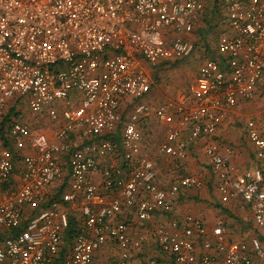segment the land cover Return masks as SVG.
I'll return each instance as SVG.
<instances>
[{
  "label": "built area",
  "instance_id": "obj_1",
  "mask_svg": "<svg viewBox=\"0 0 264 264\" xmlns=\"http://www.w3.org/2000/svg\"><path fill=\"white\" fill-rule=\"evenodd\" d=\"M201 25L221 28L216 55L204 59L180 99L146 101L151 82L140 61L155 67L191 55ZM259 97L264 118V0H0V264H90L109 239L116 264H134L142 238H132L115 215L135 207L149 221L169 213L182 189L203 184L193 175L168 188L157 184L142 121L154 115L175 123L153 155L181 161L188 155L182 126L189 124V139L210 137L231 107ZM246 134L259 161L252 169L234 173L229 147L211 142L204 150L221 201L239 195L264 229V124L247 120ZM102 158H109L105 167ZM77 204L83 224L64 250L66 209ZM150 234L169 260L145 264L264 259L256 234L229 240L222 220L208 230L185 215L153 225Z\"/></svg>",
  "mask_w": 264,
  "mask_h": 264
},
{
  "label": "crops",
  "instance_id": "obj_2",
  "mask_svg": "<svg viewBox=\"0 0 264 264\" xmlns=\"http://www.w3.org/2000/svg\"><path fill=\"white\" fill-rule=\"evenodd\" d=\"M201 33V35H203V32ZM194 38L196 40L195 50H198V54L201 57L206 48L201 47L203 43L199 35L194 36ZM187 58L188 56L181 59H174L173 63L176 61V64L186 63ZM205 58L207 57L204 56L203 59ZM169 63H171V60L162 61L158 65H167ZM140 65L149 75L151 82V89L145 97V100L153 104L166 103L180 99L187 93V88L195 80L199 69L198 67L191 80L184 86L186 89H178L174 91V93H170L167 91V88L162 89L160 84H158V81L162 79L161 76L164 74L157 71L158 65L150 67L145 61H140ZM158 87H160V90H158ZM255 100L256 98L250 101L240 100L237 105L231 107L225 121L219 125L215 133L210 137L201 135L196 139H189V124L182 126L179 139L187 142L188 155L181 161L155 158L153 155L157 146L164 140L168 130L171 126H174L175 123L165 124L154 115H150L142 121L141 130L145 142L144 154L153 159L157 184L162 188H168L172 183L184 175L196 176L202 180L203 184L199 188L190 187L182 189L176 195L172 210L169 213L163 214L157 212L149 221H141L138 219L135 213V207L124 209L115 215L113 218L114 222L118 220L127 222L128 234L132 238H142L141 247L133 251L132 254L134 264H145L146 260L151 257L168 261V257L160 251L158 245L151 237L150 230L155 224H166L170 219L176 218L182 220L185 215H192L201 219L208 230H210L217 221L222 220L225 224V230L229 240H244L247 242L255 234L256 227L254 226L249 206L243 203L239 195L233 194L227 202L221 201L220 194L216 189V177L211 171L204 150L211 142L216 143L220 147V150L229 147L231 149L229 161L230 165L233 167L234 173L256 167L259 161L256 159L255 148L246 134L247 120L256 118L261 124H264V118L260 115L261 105L259 108L258 103L253 102ZM130 106L131 103L129 100L123 101L122 110L125 117H127L128 111L131 110ZM153 120L160 123V129L157 128V126H151L150 123ZM42 128L49 131L52 126L48 123V125L43 124ZM108 159L109 158H102L101 166L105 167L109 163ZM99 177V173L93 174L95 180H99ZM59 187L55 195L57 199L60 193L66 188L63 182L60 183ZM66 210L67 214L68 212L74 213L77 217L82 218L78 204L73 207L67 206ZM74 210L79 212V216ZM193 239L195 241V252L197 255H200L203 252L201 241L196 236H193ZM112 244L116 248L115 255H109L106 246L103 245L95 251L90 264H116L118 259V248L113 241ZM255 263L264 264V259H255ZM193 264L200 263L196 261Z\"/></svg>",
  "mask_w": 264,
  "mask_h": 264
},
{
  "label": "rangeland",
  "instance_id": "obj_3",
  "mask_svg": "<svg viewBox=\"0 0 264 264\" xmlns=\"http://www.w3.org/2000/svg\"><path fill=\"white\" fill-rule=\"evenodd\" d=\"M205 27L204 25H202V27L200 28V30H197L196 34L200 36V39L202 38V45L201 47L206 48L203 51V55L205 57H211V56H215L217 51H216V47H215V42H216V38H217V34L220 32L221 33V28H208ZM203 32V35H201ZM200 42V41H199ZM198 50H194L192 52L191 55L188 56L187 58V62L186 63H173L174 60L171 59V63L165 65V64H160L157 67V71L159 73H164L161 77L162 79H160V81H158V84H160V87L163 88H167L168 92H172L174 93V91L180 89V90H184V86L188 84V82L191 80L192 76L194 75V73L196 72V70L198 69V67L200 66V64L203 62V58L204 56L200 57V55L198 54ZM201 54V53H200ZM194 57V58H193ZM203 59V60H202ZM172 64V65H171ZM162 85V86H161ZM160 87H158V90H160ZM186 89V88H185ZM160 92V91H159ZM253 102H257L260 108V105L262 103V98H256L255 101ZM151 126H157V128L160 129V123L157 122L156 120H153L151 123ZM44 125H48V123L44 124ZM162 130V128H161ZM74 212L77 213V215L79 216V212L75 211ZM255 232L259 233L260 235H262V237H264V229H259L256 228ZM108 243L104 246H106L107 250H108V254L113 256L115 255L116 252V248L114 247V245L112 244V240L109 239L107 241ZM262 242V246L264 248V239H261ZM108 246V247H107Z\"/></svg>",
  "mask_w": 264,
  "mask_h": 264
},
{
  "label": "trees",
  "instance_id": "obj_4",
  "mask_svg": "<svg viewBox=\"0 0 264 264\" xmlns=\"http://www.w3.org/2000/svg\"><path fill=\"white\" fill-rule=\"evenodd\" d=\"M212 9L213 8H211L210 10L207 9L206 12L211 13ZM213 27H214V25H213ZM82 224H83L82 218L77 217L74 213L68 212V225H67V228L65 229L64 235H63L64 250H67L69 248L74 235L77 232H80ZM255 234L259 237L260 241H261V239H264V237H262V235H260L259 233L255 232ZM59 262H61V259L59 260Z\"/></svg>",
  "mask_w": 264,
  "mask_h": 264
}]
</instances>
